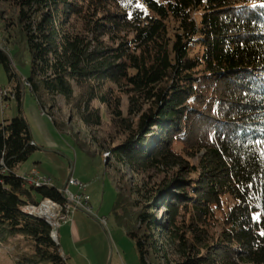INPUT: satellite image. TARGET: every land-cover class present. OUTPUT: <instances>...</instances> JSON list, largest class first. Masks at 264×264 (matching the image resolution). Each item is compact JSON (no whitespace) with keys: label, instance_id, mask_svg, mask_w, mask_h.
Here are the masks:
<instances>
[{"label":"trees","instance_id":"16d2710c","mask_svg":"<svg viewBox=\"0 0 264 264\" xmlns=\"http://www.w3.org/2000/svg\"><path fill=\"white\" fill-rule=\"evenodd\" d=\"M0 7V100L18 109L0 123L9 264H67L50 226L22 210L64 203L52 183L27 185L18 173L37 149L21 113L25 89L40 113L62 107L105 135L112 213L140 264H264V0ZM150 171L172 173L150 182Z\"/></svg>","mask_w":264,"mask_h":264},{"label":"rangeland","instance_id":"374dc122","mask_svg":"<svg viewBox=\"0 0 264 264\" xmlns=\"http://www.w3.org/2000/svg\"><path fill=\"white\" fill-rule=\"evenodd\" d=\"M0 47H5L1 37ZM0 87L8 88L1 67ZM122 104L124 108L125 100ZM21 113L37 149L20 166L18 173L23 175L34 168L39 176L51 179L60 193L70 175L81 176L88 183L86 193L93 214L77 210L72 214L71 223L62 224L58 230V244L67 264H140L134 243L117 225L112 213L116 191L111 178L115 180L116 176L114 170L103 163V157L107 155L105 135L70 118L69 111L62 107L42 115L27 89L21 102ZM17 114L15 101L0 100V123ZM50 121L56 123L57 128ZM171 173L150 171L149 181L168 179ZM127 184L130 187L133 181L128 180ZM154 216L159 221L164 220L161 212H155ZM258 217L256 214L255 218ZM97 218H105L107 225L101 226ZM6 252L4 248L0 249V264H9Z\"/></svg>","mask_w":264,"mask_h":264},{"label":"built area","instance_id":"2783aa9c","mask_svg":"<svg viewBox=\"0 0 264 264\" xmlns=\"http://www.w3.org/2000/svg\"><path fill=\"white\" fill-rule=\"evenodd\" d=\"M7 94V91L0 87V98L2 96H5ZM43 115V113H41ZM26 177L29 178L31 181H51V179L46 177H41L38 175L37 171L32 169L25 174ZM88 187V184L85 182H82L70 175L67 179L66 185L63 188L66 191L67 194V207L65 210L61 212V214H52L48 212L44 208V206H40V202L36 205H29V206H38L40 211L44 212L48 215L53 221L56 223V236L58 239V230L61 227L62 224H66L71 221L72 214L77 210H82L86 212L87 214H93L92 208L90 206V200L89 196L86 193V189ZM73 189V190H72ZM98 222L101 224V226L107 225V220L105 218H97Z\"/></svg>","mask_w":264,"mask_h":264},{"label":"bare ground","instance_id":"6f19581e","mask_svg":"<svg viewBox=\"0 0 264 264\" xmlns=\"http://www.w3.org/2000/svg\"><path fill=\"white\" fill-rule=\"evenodd\" d=\"M49 120H51V119L49 118ZM22 177L24 179L25 184L32 185L35 187H41V186L43 187L44 185H50V183H51V181H35L34 182V181L29 180V178L26 177L25 175H22ZM61 196L64 197V204L63 205H60V204H58V203H56L50 199L45 198V199H42L40 201V206H44V208L52 214H61V212H62L61 210H63V209L65 210V208L67 207V194H66V191L64 189H63V192H61ZM22 210L25 213H27L29 215L36 216L39 219L43 220L45 223H47L51 228V231H50L51 239L56 244H58V239H57L56 232H55L56 231V223H55V221H53V219L48 217V215L45 214L44 212L40 211L38 206L27 205V206L23 207Z\"/></svg>","mask_w":264,"mask_h":264},{"label":"crops","instance_id":"0c3cea01","mask_svg":"<svg viewBox=\"0 0 264 264\" xmlns=\"http://www.w3.org/2000/svg\"><path fill=\"white\" fill-rule=\"evenodd\" d=\"M32 169H34V168H32ZM31 169V170H32ZM35 170V169H34ZM72 177H74V176H72ZM75 178V177H74ZM76 179H78V180H80V181H82V182H85L84 181V179H83V177H81V176H79V177H76ZM86 183V182H85ZM88 184V183H87ZM88 188V187H87ZM90 199V198H89ZM68 223H71V222H68ZM67 224V223H66Z\"/></svg>","mask_w":264,"mask_h":264}]
</instances>
